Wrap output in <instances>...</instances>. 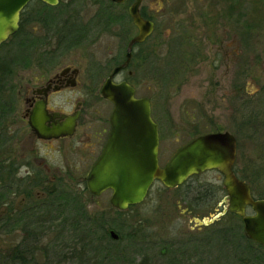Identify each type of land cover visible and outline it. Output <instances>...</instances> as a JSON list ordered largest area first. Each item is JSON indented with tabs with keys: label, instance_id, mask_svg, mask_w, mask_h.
<instances>
[{
	"label": "rangeland",
	"instance_id": "obj_1",
	"mask_svg": "<svg viewBox=\"0 0 264 264\" xmlns=\"http://www.w3.org/2000/svg\"><path fill=\"white\" fill-rule=\"evenodd\" d=\"M172 1L142 2L150 14L160 15L155 18L154 33L136 48L143 49L145 58L142 71L133 77V82L139 84L136 95L150 101L158 120L159 165L163 166L177 149L199 135L229 132L237 142L236 174L250 185L253 197L264 198V0H235L234 10H227L225 3H228H221L222 0L212 2L224 7H211L208 0H186L188 7L176 8L171 6ZM107 4V0H60L59 6L49 9L53 14L65 10L64 15L54 17V21L68 20L75 29L76 43L70 47L68 42L60 49L52 41L29 51L55 48V51L69 53L57 62L66 63L75 57L97 61L107 68L110 60L112 64L121 63L126 39L133 37L136 30L123 18L125 8L112 6L109 13L103 14L99 5ZM42 9L37 0L27 6L24 14L28 21L24 30L0 48L1 57L23 52L19 43L42 36ZM108 15L116 20L113 24ZM59 26L58 22L56 27ZM88 30L86 38L80 41ZM125 74L121 73L118 78ZM197 180L199 185H215L222 177L205 173ZM182 195V190L166 191L155 186L142 205L122 216H107V224H96L95 235L99 241L94 255L86 252L85 260L81 257L79 264L84 261L89 262L87 264H233L236 245L240 259L249 257L241 230L237 231L235 244L231 245L212 234L216 227L204 229L194 222L220 212L222 207L218 203L224 194H217L214 203L202 207L188 200L184 203ZM79 199L91 213L106 211L109 205V194L95 201L85 194ZM185 207L191 211L187 213ZM26 221L31 225L25 229L27 232L38 235L42 232L41 221ZM85 221L88 220H80L81 228L88 226ZM70 222L67 219V224ZM50 224L45 227L54 229L46 237L57 245L49 252L48 260L54 264L68 252L63 245H71L75 238L68 231H62L58 221ZM107 228L120 237L118 241L106 235ZM190 236L194 238L193 243H189ZM24 237V232L18 229L10 237H0L6 243L2 244L3 249L16 248ZM203 237H207L206 242L201 241ZM37 238L38 242L35 240L31 245L38 248L35 259L42 262L45 261L42 245L46 241H42L41 236ZM27 243L29 247L30 242ZM163 249L165 253L161 254ZM253 249L250 256H255V263L264 264V249ZM93 256L94 260H90Z\"/></svg>",
	"mask_w": 264,
	"mask_h": 264
},
{
	"label": "flooded vegetation",
	"instance_id": "obj_2",
	"mask_svg": "<svg viewBox=\"0 0 264 264\" xmlns=\"http://www.w3.org/2000/svg\"><path fill=\"white\" fill-rule=\"evenodd\" d=\"M32 1L20 12L18 31L21 29V24L24 23L25 27L28 21L24 13ZM127 1L130 4L126 5ZM143 1L141 0L139 5V15L142 19L153 23L152 35L156 28L157 20L155 18L157 19L160 14H150L142 5ZM210 1L211 7L218 5V3L212 2L213 0H208V2ZM216 1L219 2V0ZM224 1L228 3H225L227 10L235 9V0H222L221 3ZM59 2L55 6L41 2L43 8L41 14L43 18L40 19L42 22V36L38 40L43 47L52 41L60 49H64L63 47L68 42L71 43L70 47L76 43L73 38L75 29L71 23L63 19L54 21V17H62L65 10L53 14L49 9L59 6ZM134 2L135 0H125L118 4L111 2V6L108 4L107 6L99 5V10L102 8L101 12L104 10L106 14L110 12L109 7L112 6L125 8L123 18L125 17L132 24L137 34V29L128 13L129 7ZM171 6L176 8L188 7L186 0H174ZM218 6L224 7L220 3ZM219 11H221V8ZM217 15L219 16V14ZM220 16L222 15L220 14ZM58 22L60 26L56 27ZM88 33L89 30L84 36L80 37V41L82 38H86ZM150 36L143 43L135 44L132 47L128 65L111 78V81L115 84L125 82L131 86L135 91L134 98L137 99L143 97L136 95L139 84L133 82V77L135 73L142 71L145 57L143 49L136 50V48L143 45ZM131 38L126 39L124 60L127 44ZM54 49L52 48L51 51L11 52L7 53V57H1L0 55V193L4 194L0 195V202H2L0 204V216L13 220L37 219L41 221L42 226L44 225L39 235L30 233L29 238L26 237L30 242L28 264H53L50 263L48 257L49 252L57 244L46 236L54 228H46L45 225L54 220L59 222L62 231H68L75 238L74 241L72 240L71 245H63L65 251L68 252L63 253L59 257V262L54 264H69L71 261L72 264H79L81 257L85 260L84 254L86 252L94 255L96 243L99 241L95 235L98 228L96 224L105 225L107 224L105 220L108 219L107 216L110 214L122 216L133 208L142 205L155 186L166 191L182 190L181 200H184V203L188 200L191 204L200 207L214 203L217 194H224L218 203V206L222 207L221 211L207 219L208 224L204 223L205 219L202 221L194 220V222L199 227H204V229L216 227L212 234L225 243L235 244L238 230H242L246 241H251L245 235L241 218L227 210L224 212L227 209V205L224 203L227 194L223 186L224 177L217 170H209L199 175H193L174 188H166L159 181H154L144 200L139 204L129 206L124 211L111 205L112 191L110 189L101 192L99 195L92 194L87 188L86 177L106 146L111 131L110 119L113 110V104L102 96L101 90L113 69L121 65L124 60L118 64H112L110 60L106 64L108 68L97 61H88L86 58L72 57L66 63L57 62L69 53L55 51ZM133 64H135V68L132 69ZM123 72H126V74L118 78ZM155 83V86L158 87L157 81ZM150 112L152 121L157 125L159 138V124L157 118L153 115L151 103ZM232 171L236 178L244 181L236 174L234 165ZM205 173L219 174L222 181L219 184L215 183V185H199L197 178ZM213 182H216V180ZM68 186L72 187L69 188ZM82 194L89 196L94 201L104 194H109L107 212L91 213L87 211L88 208L79 199ZM185 208L187 213L191 211L190 208ZM69 209L72 211H68ZM67 219L72 220V228L60 226L62 221ZM82 219H87L88 221L85 222L89 226L87 231L83 229V233L81 232L82 229L79 228ZM221 223H223V226L218 227ZM106 230V235L110 239L113 241L119 240L120 237L117 234L116 239L111 237L110 228ZM38 236H41L42 241H46L42 245L45 259L42 262L35 259L38 248L31 245L33 241L39 239ZM80 237L84 241L82 245ZM206 239L207 237H203L201 241L206 242ZM37 240L36 242H38ZM190 242H194L193 236L189 237ZM188 247L191 248V244ZM247 247L248 250L246 251L249 252L250 258L240 259L239 246H235L237 255L233 264H254L252 259L254 255L250 256V253L254 250H251L248 244ZM164 253L165 250L163 249L161 254ZM94 257H91L90 260H94ZM87 263L89 262H83V264Z\"/></svg>",
	"mask_w": 264,
	"mask_h": 264
},
{
	"label": "water",
	"instance_id": "obj_3",
	"mask_svg": "<svg viewBox=\"0 0 264 264\" xmlns=\"http://www.w3.org/2000/svg\"><path fill=\"white\" fill-rule=\"evenodd\" d=\"M30 1L0 0V46L18 31L20 12ZM40 1L50 6L59 2ZM109 1L118 4L125 0ZM140 3L141 0H135L128 9L137 34L127 44L125 60L113 69L101 90L102 96L113 104L111 131L101 156L87 174L88 190L99 195L110 189L111 205L124 211L141 203L154 181H159L166 188H174L193 175L217 170L224 177L223 186L227 194L224 212L227 210L238 215L249 240L264 247V199L253 198L249 185L236 178L232 171L236 160V138L229 132L199 135L160 166L158 129L151 119L150 101L134 98L135 91L127 83L111 81L128 65L132 47L143 43L153 32V23L139 15ZM248 209L250 213H247ZM204 223L209 221L205 219ZM110 235L117 238L113 231Z\"/></svg>",
	"mask_w": 264,
	"mask_h": 264
},
{
	"label": "trees",
	"instance_id": "obj_4",
	"mask_svg": "<svg viewBox=\"0 0 264 264\" xmlns=\"http://www.w3.org/2000/svg\"><path fill=\"white\" fill-rule=\"evenodd\" d=\"M37 1L39 2V4H41V2L39 0H37ZM107 2H108V5L112 4L108 0H107ZM102 12H103V14L105 13L104 10ZM109 20L111 21V24H113L116 21V20H114V17H111V16H109ZM23 30H24V23L21 24V29L18 31V33H16L14 36L10 37L7 40V42H5V43H3L1 45L0 48H2L4 45H6L8 43V41H10L11 39H14L19 34H21V32ZM24 42L19 43V47L21 48V50L22 49L24 50L23 52H26V51L41 47V45H42L41 42L38 39H34V38H30L29 41H24ZM19 52H22V51H19ZM0 195H4V194L0 193ZM1 203L2 202H0V204ZM0 212H1V210H0ZM2 217L3 216H0V237L1 238L3 236L10 237V235L14 231H16L17 229L20 230V231H23L25 237H24V239H22L19 242L20 243L19 246H17L16 248L14 247L12 250L3 249L2 244L6 245V243L0 238V264H28V261H29L28 254H29L30 251H29V248L26 245V244H28L27 243L28 240L26 239V236H28V238H29L30 233L27 232V230H25V229L27 228V226L28 227L31 226L30 223L28 225V222L26 221L27 219H16V220H13V219H9L8 217H6V218H2ZM55 221H57V220H54L51 223L53 224ZM52 224H50V225H52ZM60 226L61 227L68 226V228H72L73 227L72 220H71V222L69 224H67V220L62 221ZM79 228H81V226H79ZM81 229H82L81 232L83 233V229H84V231H87V229H89V226H87L85 228H81ZM242 238H244V240H245L244 236ZM246 243L250 246V248L252 250H254L253 247L264 249L263 247L252 243L251 241H246ZM252 259L254 260V263L257 262V260L255 259V256H253Z\"/></svg>",
	"mask_w": 264,
	"mask_h": 264
}]
</instances>
